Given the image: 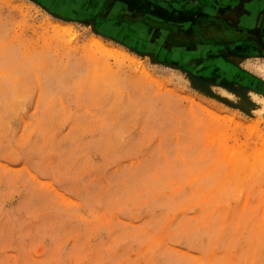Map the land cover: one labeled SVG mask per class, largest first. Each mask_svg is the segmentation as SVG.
<instances>
[{"label": "rangeland", "instance_id": "374dc122", "mask_svg": "<svg viewBox=\"0 0 264 264\" xmlns=\"http://www.w3.org/2000/svg\"><path fill=\"white\" fill-rule=\"evenodd\" d=\"M0 264H264V0H0Z\"/></svg>", "mask_w": 264, "mask_h": 264}, {"label": "bare ground", "instance_id": "6f19581e", "mask_svg": "<svg viewBox=\"0 0 264 264\" xmlns=\"http://www.w3.org/2000/svg\"><path fill=\"white\" fill-rule=\"evenodd\" d=\"M95 42H98L99 44H103L101 39H97Z\"/></svg>", "mask_w": 264, "mask_h": 264}, {"label": "water", "instance_id": "95a60500", "mask_svg": "<svg viewBox=\"0 0 264 264\" xmlns=\"http://www.w3.org/2000/svg\"><path fill=\"white\" fill-rule=\"evenodd\" d=\"M239 33H241V34H244V33H246V34H248V35H249V32H245V31H243V32H240V31H239Z\"/></svg>", "mask_w": 264, "mask_h": 264}]
</instances>
